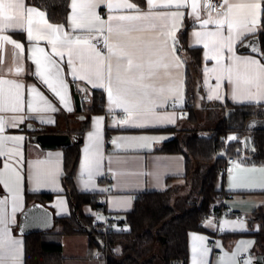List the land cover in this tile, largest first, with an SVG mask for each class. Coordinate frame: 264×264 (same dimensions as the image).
<instances>
[{"label":"crops","instance_id":"0c3cea01","mask_svg":"<svg viewBox=\"0 0 264 264\" xmlns=\"http://www.w3.org/2000/svg\"><path fill=\"white\" fill-rule=\"evenodd\" d=\"M138 6L141 12L149 11L146 0H129ZM162 0H157L161 3ZM236 3L241 0H230ZM246 2V0H245ZM188 6L177 9L176 7L156 8L154 12H182L183 17L178 18L175 22L174 38L175 55L171 52L172 36H168L169 47L166 50L165 62L170 65V77L163 75L160 70V79L157 81V87L164 86V96L167 97L162 106H159V98L154 97L157 101L155 112L160 116L171 117V120H157L148 116L147 119H141L134 123L121 124L126 117L123 108L118 107L115 103H110L106 88L93 87L86 80L74 79L71 74V67L68 65V52L66 48L57 46L58 51L64 53L63 58L57 56L53 51L52 45L48 39L29 40L27 31L25 30H6L12 40L23 45V53L15 49L11 44H0V78L13 80L16 83L24 85L22 90L25 104L23 112L0 111V117L5 121L4 131L0 132L2 137H22V140L9 139L5 140L3 150L6 155L0 156V172L3 173V179L9 180L10 187L14 192H18L19 199L15 201V212H13V197L3 184H0V199H7L5 208V219L7 228L11 233L13 240L19 241L20 244L14 246L13 250H9L7 246L0 249V258L2 264H25L26 235L22 234L20 228L21 218L24 211L33 204H41L45 208L52 211L55 217L70 216L71 208L67 197L64 195L62 187V176L64 169V151L63 149L45 150L32 139V135L36 134L28 129V125L33 126L43 133V129L50 134H69L76 135L81 129L83 122L82 116L88 118V113L78 112L75 107V93L82 94V108L86 104H90L87 99L92 95L94 90L102 91L105 95V106L103 114L91 116L90 128L83 137L81 147V157L76 170L75 185L79 192L98 193L99 201L105 204L106 212L122 217L123 214L130 212L134 208V204L138 195L148 191H165L169 188L181 187L186 190V194L198 192L192 183V177H186V159L184 155L179 153H163L159 150L168 141L175 138H182L188 130H196L203 136H209L217 127L218 123L227 116V104L244 105L254 104L263 105L264 99H233L232 85L227 79L221 81V87L217 90V70L216 60L210 57L213 53L206 49L203 43H197L195 32L207 33L217 30V25L210 23L202 26V21L209 18V9L206 6L207 0H197L199 4L197 18L192 13V0H187ZM26 6L28 5L25 0ZM71 4V3H70ZM37 8V7H35ZM38 11L43 10L37 8ZM264 9V0H262V10L260 21H262V13ZM97 13L102 19L107 20L109 15H133L135 12L128 9H114L109 12L105 4H101L97 9ZM46 19H48L47 13ZM71 15V7L68 17ZM213 20L222 18L220 15H211ZM39 17H34V27L38 25ZM157 28L153 29L147 24L143 26V30L135 32L132 35L136 37V43L142 48H159L165 37L160 36L161 21L157 20ZM167 28L163 31H173L172 20L165 21ZM52 24V23H51ZM187 31V43L191 48H200L202 50L201 60V76L200 86L202 92L196 96V116L193 122L188 120V114L184 110L186 103L185 94V65L178 52L179 37L185 28ZM71 38L76 36H86V32L77 29L73 31L67 26L64 28ZM224 36L228 35L227 25L222 29ZM261 31V22L257 25L255 32L248 33L245 31L240 38L236 39L233 48L236 57L255 58L264 63L262 59L253 54L240 52L239 45L248 37H254ZM15 34H23V39L17 38ZM35 34V33H34ZM96 39L103 38L99 34H94ZM115 42V38L112 41ZM97 46V45H96ZM36 47L43 48L60 69L61 75L68 85L66 93L67 106L62 103L39 76L36 75V65L32 59V50ZM211 47V45H210ZM253 48V47H249ZM98 50H101L97 46ZM103 55L107 57V50H101ZM208 53V57H206ZM232 53L225 50L223 63L227 66L231 63L229 57ZM182 61V66L176 67V59ZM73 65L79 70L81 61L73 56ZM87 53L85 54V64H87ZM21 67L23 70L16 74L14 69ZM13 69V71H9ZM243 72V66L240 67ZM115 74V73H114ZM207 80V83L205 82ZM171 86L175 89L174 93H168L167 88ZM5 91H15L10 85L3 86ZM35 87L44 95L47 101L55 110L30 112L27 108V101L32 98L29 89ZM256 92V89H252ZM219 95V99L216 96ZM212 96V99H209ZM179 105L178 109L171 107L172 103ZM42 106V105H41ZM71 109V110H69ZM24 117L21 122L19 117ZM102 117L100 124L99 141L89 140V133L96 131V118ZM143 125V126H138ZM22 127H24L22 129ZM167 130V131H163ZM147 138V139H142ZM235 140V139H234ZM232 141V140H229ZM99 149L102 159L98 171H93L91 178L87 172L82 170V161L85 156V149L95 151ZM246 156L236 159L232 171L225 178V192L229 196L224 198L220 203L231 212L241 213L246 216V220H239L233 217L217 220L214 218H206L203 222L204 232H190L188 237L189 258L188 264H193V248H196L197 264H255L257 255L256 239L251 235L258 232L260 224L254 222L250 224L254 212L264 205V173L260 169H264V165H252L246 162ZM47 161L39 166L41 178L36 179V162ZM10 165L8 170L4 169V164ZM239 164L240 167H235ZM19 171L22 180L19 185L15 184V174L12 169ZM49 171L55 172L54 179L48 175ZM112 177V181L108 180ZM221 177V176H220ZM241 178H246L242 185ZM27 193H56L57 196L50 202L42 204L34 202L29 204L26 198ZM83 212L87 216L101 217L103 214L95 210L90 205L83 207ZM211 221V224L208 223ZM227 222V223H225ZM5 227L0 224V229ZM55 228V227H54ZM243 234L241 237L231 238L230 235ZM194 237H202L203 239H194ZM73 247V249H71ZM63 256L66 258V264H106L103 259L96 260L95 254L100 253L99 250L92 251L90 238L86 235L65 236L62 238ZM260 251V250H258ZM219 252L220 255H215ZM247 255V257H246Z\"/></svg>","mask_w":264,"mask_h":264},{"label":"snow or ice","instance_id":"6c2138e0","mask_svg":"<svg viewBox=\"0 0 264 264\" xmlns=\"http://www.w3.org/2000/svg\"><path fill=\"white\" fill-rule=\"evenodd\" d=\"M149 11L141 12L138 6L129 0H71V15L68 17L69 27L76 31L77 29L86 32V36H76L74 39L69 33L64 30V25H55L48 22L46 14L38 11L35 7L26 6L25 0H0V44H11L20 53H23V45L12 40L9 35L3 34L6 30H25L29 40L48 39L52 45L53 51L57 56L63 58L64 53L57 50V46L66 48L68 52V65L71 67V74L74 79L86 80L93 87L106 88L110 103H115L118 107L123 108L127 114L125 119L119 121L121 124L136 123L141 119H147L149 115L157 120H171V117L160 116L155 112L158 106L156 99L159 98V106H162L167 97L164 96L165 87H157V81L160 79V70H163V75L170 77V65L165 62L166 50L169 47L167 37L172 36L171 52L175 55V44L177 41L174 38L175 22L178 18L183 17L182 12H154L156 8L176 7L177 9L188 6L187 0H162L157 3V0H146ZM105 4L109 12L114 9L133 10V15H109L107 20L101 18L96 9ZM192 13L199 18V4L197 0H192ZM211 7L210 4L206 5ZM221 8L225 9L218 13L222 18L213 20L209 13V18L202 21V26L210 23L217 25V30L214 32H195L197 43H203L206 49H209L213 55L211 59L216 60L217 75L216 89L221 87V81L225 78L232 85L233 99H264V63L259 59L236 57L234 54L233 44L236 39L247 31L253 33L258 24H260L262 0H241V2H230V0H222ZM34 17H39L38 25H43V28L34 27ZM172 20L173 31H163L167 28L165 21ZM161 21L160 36L165 37L159 48H142L135 41L136 37L132 34L143 30V26L147 24L149 27L157 28L156 21ZM227 25L228 35L224 36L222 29ZM35 33V34H34ZM94 34H99L103 37L104 48L107 49V57L101 50L97 49L96 44L92 41L96 39ZM115 38V42H110ZM211 45V47H210ZM225 50L232 53L229 57L231 63L224 65ZM253 52L258 51L256 48ZM32 59L36 65V75L41 81L57 96L60 101L67 106L66 93L68 85L61 75L62 69L59 68L43 48L36 47L32 50ZM87 53V64H85V54ZM208 57V53L205 54ZM73 56L81 61L80 69L78 70L73 65ZM176 67L182 66V61L179 57H175ZM243 66L244 71H240ZM23 69L16 67V74H19ZM13 71V69H9ZM115 73V74H114ZM207 83V80L205 81ZM4 85H10L15 91H5ZM24 85L16 83L13 80L0 78V111L23 112L24 111V96L22 90ZM252 89H256L253 92ZM31 99L27 101V108L30 112H39L47 110H55L47 101L42 93L35 87L29 90ZM168 93H174L175 89L169 86ZM209 96V99H212ZM216 98H220L219 95ZM42 105V106H41ZM71 110V109H69ZM22 122L24 117H19ZM103 118H96V131L89 133V140L99 141L100 139V124ZM5 121L0 117V132L4 131ZM143 126V125H138ZM14 139L22 140V137H2L0 136V156L6 155L3 150L5 140ZM147 139V138H142ZM230 140L236 137H230ZM101 153L98 146L95 151L85 149L84 160L82 161V170L91 175L93 171H98L101 163ZM48 163L47 161L36 162V179L39 181L41 174L39 166ZM239 168L240 165L236 164ZM10 165L5 162L4 169L8 170ZM264 173V169H260ZM15 174V184L19 185L22 180L19 171L12 169ZM48 175L54 179L55 172L49 171ZM3 173L0 172V184L12 193L13 197V212H15V201L19 199L18 192H14L10 187L9 180L2 178ZM246 178H241L242 185ZM264 186V185H262ZM7 199H0V224L5 227L0 229V249L5 246L11 251L14 246L20 242L13 240L11 233L7 228L5 219V208ZM211 224V221H208ZM227 223V222H225ZM194 239H203L202 237H194ZM196 248H193V264H197ZM2 264V258H0Z\"/></svg>","mask_w":264,"mask_h":264},{"label":"trees","instance_id":"16d2710c","mask_svg":"<svg viewBox=\"0 0 264 264\" xmlns=\"http://www.w3.org/2000/svg\"><path fill=\"white\" fill-rule=\"evenodd\" d=\"M26 2L46 12L52 24L64 25L66 28L71 0H26ZM187 31L186 27L179 37L178 52L185 65V94L186 100L190 103L184 110L188 114V120L193 122L196 116V96L202 92L200 86L202 50L189 47ZM15 36L24 41L23 34H15ZM254 37L260 39L259 52H253V48L248 46V41L252 37L242 41L239 50L253 53L264 62V9L261 31ZM104 106V93L94 90L90 104L83 107V112L88 113V118L83 120L81 129L76 135L84 137L90 128L91 116L103 114ZM227 109V116L222 118L209 136H203L196 130H188L182 138L166 142L159 150L163 153L184 155L186 177L188 180L192 177V183L199 188L198 196L177 201V187L138 195L130 212L120 218L114 214L117 222L128 226L130 231L126 233L113 231L108 234L110 253L106 264H188L189 233L206 231L203 222L210 212V206H215L217 209L225 208L220 202L229 196V193L225 192L226 175L220 177L218 174L220 168L227 164L224 153L235 159L246 156L247 163L264 165V104H227ZM42 132L50 133L44 129ZM230 136L236 139L229 141ZM247 138L250 140L249 146L246 143ZM81 147L82 143L61 147L64 151L62 187L71 214L66 217H55V228L52 231L26 236L25 264H66L62 249V238L65 236L86 235L90 238L92 251L99 250L101 254L104 253L101 241L105 236L92 226L95 217L85 215L83 207L90 205L104 214L105 204L99 201L98 193L79 192L75 185ZM56 196V193L26 194L29 204L34 202L46 204ZM77 215L85 226L93 230L95 239L92 234L84 231L77 220ZM254 222L259 223L260 228L251 235L256 239L257 248L260 250H257V255L264 256V205L250 218V224ZM241 236L243 234L230 235L231 238Z\"/></svg>","mask_w":264,"mask_h":264},{"label":"water","instance_id":"95a60500","mask_svg":"<svg viewBox=\"0 0 264 264\" xmlns=\"http://www.w3.org/2000/svg\"><path fill=\"white\" fill-rule=\"evenodd\" d=\"M248 46L256 48L259 52L260 39L258 37H252L248 41ZM247 48L248 47H246L245 49L247 50ZM82 100H83L82 94L75 93L74 102L78 112H82L83 110ZM90 100L91 98L89 97L87 101ZM81 119L84 120L85 117L82 116ZM23 128L24 127H22V129ZM28 129L36 133L32 135V139L45 150H55L61 147H69V146H73L74 144L83 143V137H80L78 135L38 133V131L40 130L30 125H28ZM246 143L248 146L250 145L249 138L246 139ZM74 212L76 214L75 209ZM76 217L79 224L84 229V231L87 232L88 234L93 235V230L90 227L85 226V224L82 223L78 215ZM54 227H55V218L52 211L45 208L41 204L36 203L31 205L22 214L20 228L22 230L23 235L27 236L34 233L49 232L52 231ZM93 238L95 239L96 237L93 235ZM96 242H98V240H96ZM255 264H264V256L258 255L256 257Z\"/></svg>","mask_w":264,"mask_h":264},{"label":"built area","instance_id":"2783aa9c","mask_svg":"<svg viewBox=\"0 0 264 264\" xmlns=\"http://www.w3.org/2000/svg\"><path fill=\"white\" fill-rule=\"evenodd\" d=\"M207 3L211 5L209 9V13L211 15H217L220 12H223L225 9L221 8L220 5L222 4V0H207ZM94 44H96L101 50L105 51L107 50L104 48L103 45V38H98L94 41ZM190 103L186 100L185 108L189 107ZM172 108L178 109L179 105L176 102H173L171 105ZM224 158L227 160V164L220 168L219 170V176H224L229 174L232 169L233 165L236 163V159L232 157H228L226 153H224ZM112 177H108L109 181H112ZM227 217H233L239 220H246V216H244L241 213H234L230 210L223 208V209H217L215 206H210V212L207 215V218H214L217 220H222L223 218ZM92 226L94 228H97L100 232H102L105 236L104 240L101 241L102 248L104 249V253H96L95 259L100 260L103 259L105 261L108 260V256L110 253L109 243H108V234H110L113 231H119L121 233H126L130 231V228L124 224H121L117 222V218L114 214H111L109 212H105L101 217H95ZM115 252V249H113ZM215 255H220L219 252H216ZM247 257V255H246Z\"/></svg>","mask_w":264,"mask_h":264},{"label":"rangeland","instance_id":"374dc122","mask_svg":"<svg viewBox=\"0 0 264 264\" xmlns=\"http://www.w3.org/2000/svg\"><path fill=\"white\" fill-rule=\"evenodd\" d=\"M86 106V105H85ZM230 137H234V136H230ZM229 137V138H230ZM230 140V139H229ZM177 190H178V196H176V198H177V201H178V199L179 200H184L185 198H187V197H192V198H195V197H197L198 196V192H195L196 190H194V192L193 193H191V194H186V190L185 189H183V188H181V187H177ZM182 196V197H181ZM179 205V204H178ZM71 249H73V247H71Z\"/></svg>","mask_w":264,"mask_h":264}]
</instances>
